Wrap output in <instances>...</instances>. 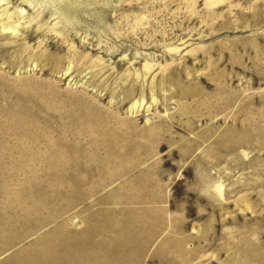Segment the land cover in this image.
Here are the masks:
<instances>
[{
  "label": "rangeland",
  "instance_id": "1",
  "mask_svg": "<svg viewBox=\"0 0 264 264\" xmlns=\"http://www.w3.org/2000/svg\"><path fill=\"white\" fill-rule=\"evenodd\" d=\"M0 264H264V0H0Z\"/></svg>",
  "mask_w": 264,
  "mask_h": 264
}]
</instances>
